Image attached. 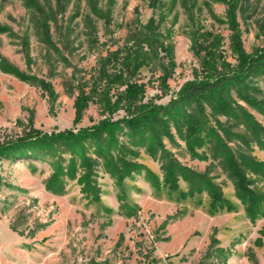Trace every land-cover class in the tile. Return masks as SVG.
Wrapping results in <instances>:
<instances>
[{
  "label": "rangeland",
  "instance_id": "1",
  "mask_svg": "<svg viewBox=\"0 0 264 264\" xmlns=\"http://www.w3.org/2000/svg\"><path fill=\"white\" fill-rule=\"evenodd\" d=\"M262 52L264 0H0V264H264L262 69L157 111Z\"/></svg>",
  "mask_w": 264,
  "mask_h": 264
},
{
  "label": "trees",
  "instance_id": "2",
  "mask_svg": "<svg viewBox=\"0 0 264 264\" xmlns=\"http://www.w3.org/2000/svg\"><path fill=\"white\" fill-rule=\"evenodd\" d=\"M243 64V69L240 73H234V74H220L217 75L213 79L203 80V81H192L186 83L181 91L179 92L178 98L175 99L167 109L166 107H161L157 111L158 112H165L166 110H170L172 112H177L180 110V108L187 103H194L197 106H200L207 93H217L225 89L228 85H238L245 81L247 78L252 76L255 72L259 71V69H262V73H264V52L259 53L255 56H249L245 58ZM7 72V68L5 69ZM85 97H79L78 99V105L77 109L78 111L82 110L81 104L85 102ZM224 106V105H222ZM225 110V109H224ZM107 122H103L102 125H105ZM129 123V122H128ZM131 124L134 122L131 121ZM101 128L97 129L100 130ZM253 130L255 131V136L259 137L260 132L258 131V126L253 125ZM209 133L213 134L214 137L218 140L219 137L216 135L214 129H211ZM87 135V134H84ZM72 138V137H69ZM259 144L261 145L262 149H264V141L259 139ZM26 143V139H18L15 141H11L5 144L0 143V155L6 154L8 151L18 154L19 156H26L27 150L22 148L21 145H24ZM222 146V142H219L218 147ZM222 149H227L224 145L222 146ZM42 152V151H41ZM41 152H32L31 154L36 158V156H42ZM228 152V151H227ZM36 153V154H35ZM224 156L227 157V160L229 161L230 167L234 170L235 174L238 176L243 175V171L241 168V165L237 163L235 160V157L230 155L229 153L225 154ZM243 159V158H242ZM246 162V165L249 170H251L254 173L261 174L264 176V163H260L258 161H255L252 158H247L244 160ZM165 184H170L169 188L171 189V192L177 191V178L175 177V172L172 170L171 175L166 174L164 178ZM246 181L242 179V182L240 181L237 186V192L238 196L241 199L242 203L247 205L246 212L249 215V217L254 218L260 210V205L262 202H264V195L262 194H256L250 189L246 188ZM192 185H196L195 183H191ZM199 188L192 189L190 191L191 194L194 192H200L202 190V186L207 188V190L211 193L213 197V203L218 204V206H227L228 208H231L232 205L229 204L222 195L218 192V188L213 186L212 182L206 179V181L203 182V180L199 183ZM182 196L185 197L184 193H182Z\"/></svg>",
  "mask_w": 264,
  "mask_h": 264
}]
</instances>
